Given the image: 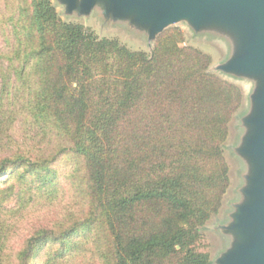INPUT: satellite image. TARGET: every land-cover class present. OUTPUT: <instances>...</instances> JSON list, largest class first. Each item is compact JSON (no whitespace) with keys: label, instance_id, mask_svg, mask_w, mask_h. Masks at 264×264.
<instances>
[{"label":"trees","instance_id":"trees-1","mask_svg":"<svg viewBox=\"0 0 264 264\" xmlns=\"http://www.w3.org/2000/svg\"><path fill=\"white\" fill-rule=\"evenodd\" d=\"M14 1L0 19V174H16L0 187V264H36L46 243L39 264H210L202 228L230 187L242 89L178 27L133 50L51 0ZM61 156L71 205L11 250L9 218L56 202Z\"/></svg>","mask_w":264,"mask_h":264},{"label":"water","instance_id":"water-1","mask_svg":"<svg viewBox=\"0 0 264 264\" xmlns=\"http://www.w3.org/2000/svg\"><path fill=\"white\" fill-rule=\"evenodd\" d=\"M53 3L61 8L67 21L79 22L97 15L104 25H119L144 37L150 49L162 31L179 23L195 34L226 42L227 56L213 71L224 78L249 80L252 87L248 93L242 91V106L231 123L239 132L227 152L241 164L240 183L236 198L225 211V220L216 225L225 247L210 259V264H264V0Z\"/></svg>","mask_w":264,"mask_h":264},{"label":"rangeland","instance_id":"rangeland-1","mask_svg":"<svg viewBox=\"0 0 264 264\" xmlns=\"http://www.w3.org/2000/svg\"><path fill=\"white\" fill-rule=\"evenodd\" d=\"M54 2V0H51ZM18 1L14 0H0V19L2 18L6 19L8 17V14L12 9L15 8V5ZM54 4V3H53ZM55 5V4H54ZM56 12L58 13V16L62 20H66V17L62 14V10L59 6L55 5ZM67 21V20H66ZM77 22V21H76ZM80 23L83 25L91 27V29L98 34L99 36H111V37H117L121 42L125 43L128 47H130L133 50H145L147 52H150L151 49L148 47L146 40L144 37H139L137 35H134V33H131L130 31L126 30L125 28L121 26L116 25H104L102 21L99 19V17L93 16L91 18L87 19H81L79 20ZM171 27H178L181 29V31L184 33L186 42L190 45H193L194 47L201 49L202 51L210 54L212 58V62L210 65V70L212 72L213 68L216 64L220 63L222 60L225 59L227 56V44L226 42L215 36H209L204 34H195L192 31L188 29V27L185 24L179 23L174 24L168 28ZM3 46L2 38L0 37V47ZM215 73V72H214ZM219 75L218 73H216ZM222 77L221 75H219ZM224 78V77H222ZM224 79L233 82L237 84L244 93H248L252 87V82L246 79H234V78H228L225 77ZM234 122V121H233ZM239 132L238 127H233L232 124L230 125V134L227 142V148H226V158L228 160V163L230 165V178L231 183L230 187L226 193V195L223 198L222 206L218 212V214L215 217H212L206 225L202 228V231L204 232V239L203 243L206 244V247L202 248L209 252L210 259H213L216 257L225 247V239L221 235V233L216 230V225L223 223L225 220V211L229 210V203L233 201L237 193L236 188L240 183V176L239 173L241 171V164L240 162L232 156L230 153H228V149L230 148L229 145L233 144L236 139ZM51 168H53L56 171L57 175V181L60 187L59 196L56 197V202H52L51 200H45L44 198H39L36 200V202L31 203L25 207L21 212L17 213V216L10 217L13 212L10 211V209L14 205V201H10L6 205V208L3 211V215L9 218V222L11 223V237L9 238L8 245L11 250L18 249L23 240L29 236L31 229L34 225L40 223H44L49 218H54L56 216H59L62 212L66 211V209L71 205L72 197H71V191L68 181L66 180L65 176L69 174L73 169V164L71 161L70 156H61L58 158V160L54 163H52ZM10 175L8 172L4 174H0V187L4 186L3 184L7 180H14L16 177V174L13 175L11 179H9ZM13 182V181H10ZM70 239V238H68ZM46 248H44L40 255L42 256L35 260L36 264H39V262L45 257L46 254H49L50 252V246L49 243H46ZM53 247V246H52ZM79 264H92L89 259H79ZM94 264V263H93ZM95 264H99L95 261Z\"/></svg>","mask_w":264,"mask_h":264}]
</instances>
